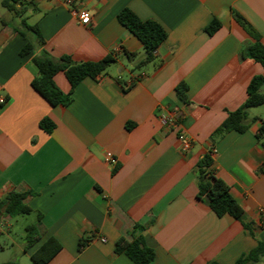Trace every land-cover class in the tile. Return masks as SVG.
I'll return each instance as SVG.
<instances>
[{
  "label": "crops",
  "instance_id": "0c3cea01",
  "mask_svg": "<svg viewBox=\"0 0 264 264\" xmlns=\"http://www.w3.org/2000/svg\"><path fill=\"white\" fill-rule=\"evenodd\" d=\"M22 1V17L0 14V98L6 99L0 104V200L32 192L25 202L36 219L40 215L42 232L27 251L23 241H12L22 258L31 260L53 237L62 248L48 264H135L116 244L131 242L137 225L155 252L154 264H234L255 248L264 234V145L257 137L264 116H255L244 133H213L245 102L251 79L264 75L259 63L243 56L253 40L234 18L241 15L264 44V0ZM126 8L168 32L155 60L140 67L135 63L145 58L144 46L117 18ZM81 10L91 16L87 25L74 13ZM22 18L44 39L39 45L24 30L35 44L25 56L20 50L27 39L16 30L23 31ZM214 19L221 27L209 34ZM43 51L74 62L110 53L118 59L99 80L79 83L68 106H51L31 85L39 75L33 57ZM54 81L70 92L63 72ZM180 83L187 85L186 101L177 95ZM175 110L178 125L163 123ZM44 118L55 124L51 133L40 127ZM181 133L192 140L188 151ZM210 148L213 169L250 229L197 198L198 162ZM12 221L0 216V236L11 237ZM83 237L88 243L80 251ZM14 257L0 264H22Z\"/></svg>",
  "mask_w": 264,
  "mask_h": 264
},
{
  "label": "trees",
  "instance_id": "16d2710c",
  "mask_svg": "<svg viewBox=\"0 0 264 264\" xmlns=\"http://www.w3.org/2000/svg\"><path fill=\"white\" fill-rule=\"evenodd\" d=\"M1 5L16 17H22L25 6L22 0H1ZM119 22L128 28L143 44L145 58L135 63L140 67L155 60L156 49L166 40L168 32L166 28L154 19L142 20L130 9H123L117 16ZM235 20L252 38V43L245 47L243 56L254 60L264 68V44L260 34L238 13H234ZM16 30L27 39L26 44L20 50V55L25 56L35 50V44L24 30L32 32L39 45L44 44V39L38 27L27 24L22 18ZM221 27L219 20L214 19L207 27L209 34L215 33ZM131 61L137 60V55H127ZM117 55L110 53L98 61L74 62L69 56L64 55L59 58L51 56L47 51L33 57V62L39 70V75L31 82L33 89L39 93L51 106H68L73 101V89L86 78L99 80L106 70L117 62ZM63 72L71 85L69 93H64L55 83L54 77L57 73ZM264 75H255L248 87L245 102L235 111L229 112L223 123L214 131L213 138L221 137L229 131L235 130L239 133L246 132L257 118H250L249 109L264 105ZM187 85L180 83L176 92L178 97L186 101ZM55 124L49 118L40 121V127L47 133H51ZM264 125L257 133L259 139H263ZM264 145V139L262 141ZM214 151L209 149L198 162V193L197 198L205 202L219 217L230 215L241 221L246 229L250 225L244 223V210L235 200L230 192L229 185L219 176L214 169ZM32 192H11L0 200V216L15 218L19 215L32 214L31 208L26 204V198ZM35 223L26 226L23 238L24 251L32 248L39 242L41 232L40 215H37ZM143 227L135 226L133 240L127 242L121 239L116 244V252L125 254L135 264H154L155 252L148 247L142 235ZM254 236V235H253ZM88 243V239L81 238L78 243L79 250ZM61 244L53 237L45 241L32 255L34 264H48L61 250ZM264 257V234L257 238V245L248 253L241 255L234 264H258ZM2 264H18L15 260ZM209 264H218L211 262Z\"/></svg>",
  "mask_w": 264,
  "mask_h": 264
},
{
  "label": "rangeland",
  "instance_id": "374dc122",
  "mask_svg": "<svg viewBox=\"0 0 264 264\" xmlns=\"http://www.w3.org/2000/svg\"><path fill=\"white\" fill-rule=\"evenodd\" d=\"M0 14L4 16L8 15V10L1 5V0H0ZM262 91H264V86L262 87ZM256 109L257 110H251L249 114L250 118H254L255 116L260 117L261 115L264 116V106H259ZM36 220L37 219L34 214L19 215L13 218L12 221L13 228L11 231V237H7L6 235L0 236V260H8V258H15L14 256L17 255L18 258H21L22 264H32L31 260L25 257L22 258L20 253L16 251V245L14 246L13 242L21 243L25 235L26 226L35 223Z\"/></svg>",
  "mask_w": 264,
  "mask_h": 264
},
{
  "label": "built area",
  "instance_id": "2783aa9c",
  "mask_svg": "<svg viewBox=\"0 0 264 264\" xmlns=\"http://www.w3.org/2000/svg\"><path fill=\"white\" fill-rule=\"evenodd\" d=\"M68 2L70 1L68 0ZM74 13L82 24L87 25L91 22V16L86 10L75 11ZM5 102H6L5 98H0V104H4ZM179 116H180L179 112L175 110L172 113L171 117L169 118L167 116H162V121L165 124L172 123L173 125H178ZM179 140L182 143L183 151H188L191 148L192 140L188 138L186 135H184L183 133L179 135ZM110 162L114 164L116 160L114 158H111ZM3 225H4L3 223H0V232L2 231Z\"/></svg>",
  "mask_w": 264,
  "mask_h": 264
}]
</instances>
